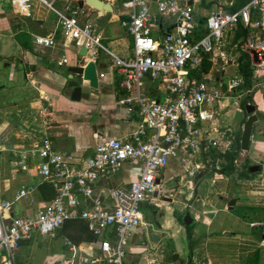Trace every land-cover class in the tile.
Returning <instances> with one entry per match:
<instances>
[{"label": "crops", "instance_id": "1", "mask_svg": "<svg viewBox=\"0 0 264 264\" xmlns=\"http://www.w3.org/2000/svg\"><path fill=\"white\" fill-rule=\"evenodd\" d=\"M66 1L55 0L54 4L59 8ZM102 1L108 2L112 9L97 10L85 0L71 3L86 9L87 15L82 20L91 24L112 53L130 56L132 37L121 25L126 10L120 0ZM159 1L150 0L154 13L151 32L155 39L171 30L176 18L175 12L159 14ZM177 1L180 6L185 3L193 6L189 36L196 40L207 32V16L219 8L231 9L236 0ZM30 11V16L13 14L10 0H0V198L12 199L22 184L32 187L33 198L16 201L12 206L14 215L35 213L54 198L55 190L38 174V157L28 154L27 169L22 170L11 160V150L27 151L46 136L56 152L79 167L92 155L98 142L125 136L137 125L136 115L117 104L124 90L112 56L102 49L94 59L86 50L80 54L83 47L64 39L51 9L32 0ZM35 35L52 36L56 46L35 44ZM244 37L237 36V28L226 33L221 46L215 49L217 59L207 55L206 60L211 63L208 72L199 67L192 73L213 80L225 90L221 68L226 74L239 69L242 51L238 46ZM61 55H66L69 62L58 65ZM89 60L96 62L98 86L90 88L88 81H83L80 99L72 100L66 88L67 69L83 66ZM256 78L252 84L264 82V70ZM247 101L255 106L258 116L249 149L240 148L232 169L220 171L223 162L220 159L213 164L207 162L193 177L183 172L176 158H170L161 170L157 192L141 204V208L146 207V213L141 209L142 224L130 232L125 248L126 264H146L155 254L162 255L161 264H177L181 250L186 259L180 264H264L261 245L264 226L253 225L264 221V86L255 87ZM213 113V125L217 129L214 135L231 129L237 138L241 136L248 116L245 109L238 111L232 99H227L214 104ZM254 165L258 169L251 171ZM140 166L141 161L131 160L116 173L101 175L95 182V191L105 197L108 189L128 185L138 178ZM106 200L109 202V198ZM231 200H234L232 205ZM175 209L181 213V219L175 215ZM186 211L193 217L190 225L182 220ZM65 237L73 247L65 242ZM99 241L89 232L84 220L70 219L53 235L34 231L29 238L20 240L15 264H65L68 258L78 264L81 257L97 255Z\"/></svg>", "mask_w": 264, "mask_h": 264}, {"label": "built area", "instance_id": "2", "mask_svg": "<svg viewBox=\"0 0 264 264\" xmlns=\"http://www.w3.org/2000/svg\"><path fill=\"white\" fill-rule=\"evenodd\" d=\"M36 1L55 13L66 41L84 47L92 59L99 49L112 56L124 90L117 104L136 115L137 125L125 136L98 142L92 155L79 167L56 152L46 136L27 151L11 150V160L22 170L27 169L28 154L40 159L36 170L52 185L55 196L35 213L22 215H14L12 206L20 199L33 200L31 186L20 185L12 199L0 198V264H15L19 241L29 238L34 231L53 235L67 220L75 218L84 220L89 232L100 239L97 255L81 257L78 264H126L125 248L130 232L142 224L141 204L157 192L161 170L169 159L176 158L183 172L193 177L207 162L213 164L215 154L223 155L235 149L237 137L231 129L213 134L217 131L213 125V105L232 99L236 109L243 111V100L255 87L264 86V82L252 84L264 70V0H249L235 10L219 8L211 12L205 23L207 32L196 40L189 36L192 4L180 6L177 0L159 1L157 12H175L176 18L173 28L155 39L151 32L154 13L150 0H120L126 10L121 25L132 37L131 55L126 57L112 53L101 42V35L94 32L88 21L82 20L87 15L83 6L72 4L73 0H67L59 8L55 0ZM31 2L10 0L11 11L30 16ZM238 26L248 31L238 47L247 55L252 69L251 83L247 84L239 69L226 74L221 68L226 84L222 90L213 80L197 77L192 71L200 67L203 53L217 59L215 49L221 46L225 34ZM34 43L56 46L50 35H35ZM220 55L222 58L223 54ZM68 62L66 55L57 61L58 65ZM220 159L218 156L214 161ZM131 160L141 161L138 178L126 186L108 189L105 197L95 191V182L101 175L114 174ZM236 162L235 159L233 164ZM253 225L264 226V221ZM65 242L73 247L66 237ZM261 245L264 246V240ZM161 259V254H155L146 264H161ZM65 264L74 263L68 258Z\"/></svg>", "mask_w": 264, "mask_h": 264}, {"label": "water", "instance_id": "3", "mask_svg": "<svg viewBox=\"0 0 264 264\" xmlns=\"http://www.w3.org/2000/svg\"><path fill=\"white\" fill-rule=\"evenodd\" d=\"M85 3L93 6L95 9L111 10V6L108 2L102 0H85ZM80 54H85V48H81ZM69 74L66 76V88L69 90L70 97L72 100H79L82 94L83 81H88L90 88H97L98 86V75L97 66L94 60H89L83 66H70L68 69ZM245 110L248 113L246 120L243 123L241 136H240V148L244 151L249 149L250 139L252 135L253 125L257 121L258 116L255 113V106L251 103L245 104ZM258 166H251L250 170L255 171ZM197 177H201L197 175ZM234 203L231 200L230 205ZM183 222L185 225H190L193 221V217L189 211H186L183 216ZM176 256V255H175ZM174 256V257H175Z\"/></svg>", "mask_w": 264, "mask_h": 264}, {"label": "trees", "instance_id": "4", "mask_svg": "<svg viewBox=\"0 0 264 264\" xmlns=\"http://www.w3.org/2000/svg\"><path fill=\"white\" fill-rule=\"evenodd\" d=\"M248 1L249 0H236L234 5H233V7L231 9H233V10L238 9L241 6H243L244 4H246ZM247 32H248L247 29H244L241 26L237 27V36L244 37V36H246ZM207 55L208 54H206V53L202 54L203 58H202V62H201V65H200V69L203 72H208V70L211 67V63L208 60H206ZM239 60H240L239 61V71L244 76L247 84H250L251 83V72H252V69L249 67V62H248V59H247V55L245 53H242L240 55V57H239ZM248 97L245 98L243 100V102H242V106L244 107V109H245V104H246V102L248 100ZM235 146H236L235 149L232 150V151L226 152L223 155L215 154L213 156V161L218 156L219 157L221 156V159H223L222 164L218 168L220 171H224L227 168H229V169L233 168V161L236 159L237 152L240 151V136H238ZM178 211L179 210L175 209V215L179 219H181V213H179ZM188 230H189V228H188Z\"/></svg>", "mask_w": 264, "mask_h": 264}, {"label": "rangeland", "instance_id": "5", "mask_svg": "<svg viewBox=\"0 0 264 264\" xmlns=\"http://www.w3.org/2000/svg\"><path fill=\"white\" fill-rule=\"evenodd\" d=\"M102 43L104 44V42H102ZM197 70H198V69H197ZM230 108H233V106L230 105ZM232 110H234V109H232ZM168 175H169V174H168ZM168 175H167V176H168ZM166 194H167V196L171 197V196L169 195L170 193H166ZM141 209H142L144 212L146 211V210H145L146 207H144V206H143ZM145 213H146V212H145ZM180 249H181V248H180ZM179 254H180V257H179L178 260H177V264H180V261H181V260L186 259V256L183 254V250H181Z\"/></svg>", "mask_w": 264, "mask_h": 264}]
</instances>
